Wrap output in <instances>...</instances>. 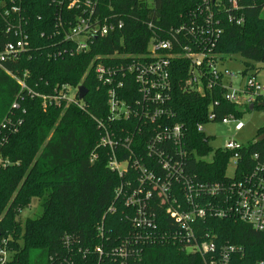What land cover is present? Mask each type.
Listing matches in <instances>:
<instances>
[{"label": "trees", "instance_id": "obj_1", "mask_svg": "<svg viewBox=\"0 0 264 264\" xmlns=\"http://www.w3.org/2000/svg\"><path fill=\"white\" fill-rule=\"evenodd\" d=\"M203 1L102 0L101 9L119 13L124 28L98 37L88 53L71 56L70 45L54 35L58 16L69 13L68 0H21L29 46L19 59L0 68V251L9 255L2 263L0 254V264H119L111 257L113 249L133 233L134 210L126 207L125 196L136 184L127 183L130 176L121 179L111 171L108 151L98 147L101 132L95 118L108 113V87L99 82L96 65L91 64L97 56L115 52L145 53L153 37L149 24L166 38L170 29L190 21ZM222 2L227 9L219 13L223 32L215 53L224 61L240 55L248 61L247 69L252 63L264 64V0H237L238 8L230 0ZM229 14L242 16L244 23L231 22ZM10 40L0 17V50ZM188 69L187 61H173L172 105L175 122L186 123L189 129L192 154L203 158L209 156L210 146L196 132V125L205 122L212 102L221 103L216 107L219 119L241 114L236 105L223 100L220 87L204 96L183 90ZM80 85L89 91L85 109L54 103L57 90ZM263 133L261 128L257 136ZM263 146L264 142H251L244 148L247 163ZM230 159L231 153L223 151L209 161L192 157L189 170L204 183L224 182ZM121 187L124 191L119 195ZM34 198L43 199V214L22 223L21 213ZM155 210L160 231L174 227L164 207L156 205ZM198 227L214 238L219 250L226 245L244 249L231 256V264H264V234L251 225L229 216L202 220ZM98 247L104 250L102 257ZM143 250L139 264H206L200 255L171 243L148 244Z\"/></svg>", "mask_w": 264, "mask_h": 264}, {"label": "built area", "instance_id": "obj_2", "mask_svg": "<svg viewBox=\"0 0 264 264\" xmlns=\"http://www.w3.org/2000/svg\"><path fill=\"white\" fill-rule=\"evenodd\" d=\"M101 2L68 0L69 13L58 16L54 35L70 45L71 56L88 53L98 37L105 38L124 28L121 15L114 11L105 13ZM230 3L238 8L237 0ZM226 9L222 0H204L190 21L170 29L166 38L159 36L161 31L149 24L153 37L145 53L115 52L97 56L91 64V67L96 65L99 82L108 87V113L95 118L101 132L98 147L108 151L111 171L121 179L130 176L132 181L127 183L136 184L125 196L126 207L134 210L133 233L113 249L112 261L139 264L146 245L171 243L189 254L200 255L206 264H231V256L243 253L244 249L226 245L219 250L214 238L209 233L203 235L198 227L200 221L210 218L232 216L264 234V146L247 163L244 148L248 145L230 140L224 149L213 152L212 137L204 132L205 125L218 122L234 124L236 131H241L245 127L243 114L251 106L255 110L264 104V83L256 75L235 86V80L243 78L245 73L237 75L218 68L220 62H225L215 53L216 42L223 32L219 13ZM23 11L21 0H0V17L11 35V40L0 50V68L7 61L19 59L29 46ZM229 20L238 25L244 23L242 16L229 14ZM179 59L189 65L183 90L204 96L220 87L224 90L223 100L236 105L241 114L230 113L219 119L216 107L221 103L215 100L205 122L196 125V132L210 146V154L223 151L231 153L230 161L236 160L234 176L226 173L224 182L204 183L189 170L192 157L196 161H209L210 154L203 158L194 156V143L186 123L175 122L172 65ZM9 74L24 83L13 73ZM80 86L57 90L54 103L65 102L66 106L85 109ZM96 159L97 155L93 154L91 161ZM123 191L121 187L119 195ZM156 205L165 208L174 227L160 231ZM113 211L111 207L109 212ZM97 252L101 257L104 255L101 247ZM0 254L5 263L7 252L1 250Z\"/></svg>", "mask_w": 264, "mask_h": 264}, {"label": "rangeland", "instance_id": "obj_3", "mask_svg": "<svg viewBox=\"0 0 264 264\" xmlns=\"http://www.w3.org/2000/svg\"><path fill=\"white\" fill-rule=\"evenodd\" d=\"M150 4L154 0H147ZM264 15V11H263ZM248 61L241 57L240 55H233L228 57L225 62H220L218 68L225 71H230L231 73L241 75L245 73V76L239 77L235 80L234 85H239L240 81L247 82L248 78L252 75H256L258 81L264 83V64L252 63L253 67L247 69ZM242 121L245 127L241 131H236L234 124L225 125L222 123L208 124L204 126V132L207 136H211L210 146L215 152L218 149H224L227 142L230 140L237 141L243 145H249L253 142L258 135V131L264 128V110H249L243 114ZM213 153L210 154L209 159H212ZM236 169V160L232 159L227 170V175L232 177ZM43 199L34 198L32 204L29 208L25 209L21 213V222L24 223L27 218L36 219L43 214ZM7 260H9V255L7 254ZM31 262L37 263L36 258H31ZM6 263V261H5Z\"/></svg>", "mask_w": 264, "mask_h": 264}, {"label": "water", "instance_id": "obj_4", "mask_svg": "<svg viewBox=\"0 0 264 264\" xmlns=\"http://www.w3.org/2000/svg\"><path fill=\"white\" fill-rule=\"evenodd\" d=\"M79 91H80V98L83 99L86 97V95L88 94V89L85 86H80L79 87ZM262 108H264V104L261 105ZM254 107L251 106L250 110H253ZM264 141V133L258 138L257 142H263Z\"/></svg>", "mask_w": 264, "mask_h": 264}, {"label": "flooded vegetation", "instance_id": "obj_5", "mask_svg": "<svg viewBox=\"0 0 264 264\" xmlns=\"http://www.w3.org/2000/svg\"><path fill=\"white\" fill-rule=\"evenodd\" d=\"M262 109H264V108H262Z\"/></svg>", "mask_w": 264, "mask_h": 264}]
</instances>
